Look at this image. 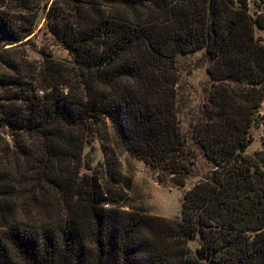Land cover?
Returning <instances> with one entry per match:
<instances>
[{
  "label": "trees",
  "instance_id": "trees-1",
  "mask_svg": "<svg viewBox=\"0 0 264 264\" xmlns=\"http://www.w3.org/2000/svg\"><path fill=\"white\" fill-rule=\"evenodd\" d=\"M49 1L0 0V264H264V147L245 152L264 119V3ZM43 17L70 59L19 50ZM200 49L201 172L175 90L178 57ZM102 118L159 178L198 177L180 216L123 209L80 172Z\"/></svg>",
  "mask_w": 264,
  "mask_h": 264
},
{
  "label": "rangeland",
  "instance_id": "rangeland-1",
  "mask_svg": "<svg viewBox=\"0 0 264 264\" xmlns=\"http://www.w3.org/2000/svg\"><path fill=\"white\" fill-rule=\"evenodd\" d=\"M50 2L51 0L48 5ZM263 3L264 0H248L250 12L262 10ZM261 33L264 36V32ZM18 48L24 51L27 59L31 61H42L44 53H50L55 60L71 58L68 50L49 32L45 17L40 19L35 31L26 37ZM178 62L179 74L175 90L180 128L188 143L194 146L196 168L201 172L207 167L200 151L193 143L190 131L210 81L205 71L204 50L180 55ZM261 114L264 115V105ZM250 134L253 139L245 152L252 154L264 147V119L250 128ZM80 172L99 176L109 197L117 200L123 209L168 218L181 215L183 194L198 179L197 176H190L183 186H179L167 177L159 178L154 169L123 148L108 118H102L96 123L94 135L84 145ZM114 173H117L115 177L112 176ZM189 246L195 251L198 239L191 240ZM198 264L207 263L204 259H199Z\"/></svg>",
  "mask_w": 264,
  "mask_h": 264
}]
</instances>
